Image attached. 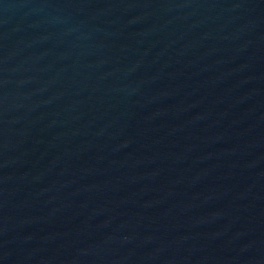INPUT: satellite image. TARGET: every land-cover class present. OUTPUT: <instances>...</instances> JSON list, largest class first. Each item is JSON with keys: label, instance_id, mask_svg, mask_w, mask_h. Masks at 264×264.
Wrapping results in <instances>:
<instances>
[{"label": "water", "instance_id": "1", "mask_svg": "<svg viewBox=\"0 0 264 264\" xmlns=\"http://www.w3.org/2000/svg\"><path fill=\"white\" fill-rule=\"evenodd\" d=\"M0 264H264V0H0Z\"/></svg>", "mask_w": 264, "mask_h": 264}]
</instances>
